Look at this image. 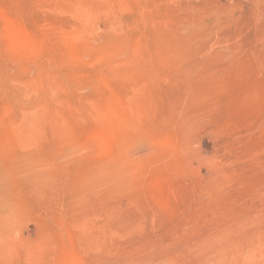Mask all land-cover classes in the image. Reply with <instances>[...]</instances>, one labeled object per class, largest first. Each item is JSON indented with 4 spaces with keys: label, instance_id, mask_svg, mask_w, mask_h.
<instances>
[{
    "label": "rangeland",
    "instance_id": "1",
    "mask_svg": "<svg viewBox=\"0 0 264 264\" xmlns=\"http://www.w3.org/2000/svg\"><path fill=\"white\" fill-rule=\"evenodd\" d=\"M35 262L264 264V0H0V264Z\"/></svg>",
    "mask_w": 264,
    "mask_h": 264
},
{
    "label": "bare ground",
    "instance_id": "2",
    "mask_svg": "<svg viewBox=\"0 0 264 264\" xmlns=\"http://www.w3.org/2000/svg\"><path fill=\"white\" fill-rule=\"evenodd\" d=\"M3 253V252H2ZM4 255H5V253H4ZM39 258H41V257H39ZM42 258H43V256H42ZM32 263V262H31ZM40 263V262H39ZM29 264V263H28ZM35 264H36V262H35ZM41 264V263H40Z\"/></svg>",
    "mask_w": 264,
    "mask_h": 264
}]
</instances>
